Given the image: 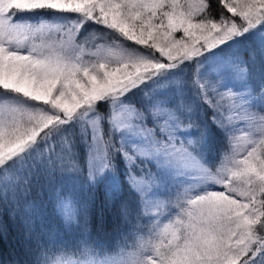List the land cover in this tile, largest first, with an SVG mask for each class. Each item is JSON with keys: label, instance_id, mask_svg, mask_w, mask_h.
Instances as JSON below:
<instances>
[{"label": "rangeland", "instance_id": "374dc122", "mask_svg": "<svg viewBox=\"0 0 264 264\" xmlns=\"http://www.w3.org/2000/svg\"><path fill=\"white\" fill-rule=\"evenodd\" d=\"M200 1L0 0V83L14 86L48 104L30 105L23 99L13 98L0 100L1 183L12 179L11 174L18 170L13 160L28 150L25 142L57 112L64 116L73 112L85 114L92 131L89 164L100 175L106 165L99 128L102 114L89 111L87 104L105 93L112 94L110 118L120 146L130 153L127 163L133 185L139 190V203L143 205L141 220L151 226L140 236L134 250L127 251L118 260H107V264H151L152 261V264H264V245L255 249L260 238V227L256 224L264 222L257 203L259 190L264 185V78L253 87L246 80L244 70L237 67L236 57L231 55L200 58L193 63L194 89L198 86L210 98L226 153L215 168L204 166L197 154L194 157L188 149L191 145L188 124L183 121L185 113L156 101L151 104V112L159 113L165 126L173 127L178 133H170L177 142L169 143L166 153L154 156L152 160L157 162L155 167L153 162L151 169L145 157L148 143L141 135L142 127L132 120L127 110L129 106L115 91L133 82L141 72L154 69L158 62L149 61L145 53L127 48L121 41L99 45L91 52L88 46H76L73 41L56 35L38 38L24 51L20 45L26 44L23 40L7 42L4 39L3 24L21 34L52 33L66 20L58 16L14 23L5 17L6 10L12 3L76 6L84 8L88 14L101 16L107 24L116 23L128 30L130 25H135L134 17L142 10L161 5L158 9L164 17L161 21L165 20L167 25L160 35H143L144 42H151L170 56H190L197 46L207 48L235 28L229 21L200 25L202 18H197L196 14L201 12ZM226 2L234 11L235 23L238 20L247 25L264 18V0ZM104 6L110 20L100 11ZM254 25L255 33L264 36V23ZM140 29L151 30L152 27L140 26ZM258 44L263 50L264 42L258 41ZM230 51L239 53L240 48L233 47ZM180 92L186 95L187 90ZM135 160L143 163L146 173L141 175L132 169ZM144 176L149 178L144 179ZM5 185L2 189L7 191ZM11 186L13 188V184ZM55 187H61V183ZM58 201L60 214L74 219L79 211L78 195H66ZM181 230L184 235L179 237ZM50 264L87 262L60 259Z\"/></svg>", "mask_w": 264, "mask_h": 264}, {"label": "trees", "instance_id": "16d2710c", "mask_svg": "<svg viewBox=\"0 0 264 264\" xmlns=\"http://www.w3.org/2000/svg\"><path fill=\"white\" fill-rule=\"evenodd\" d=\"M226 1L201 0L198 5L201 12L196 14L202 21L198 23L229 21L235 24L233 32L209 43L207 48L197 46L198 49L190 56H170L151 42H144L143 35H160L167 25L165 20L161 21L164 19L158 10L161 5L142 10L134 17L135 25L124 30L125 27L120 28L116 23L103 22L102 17L95 13H86L82 7H63L48 2L12 3L8 5L5 17L14 23L58 16L66 21L52 33L30 31L23 34L10 30L5 23L4 39L7 42L23 40L26 44L20 45L24 51H28L25 47L36 39L49 35L67 38L76 46H88L91 52L99 45L121 41L125 47L145 53L149 61L155 59L158 64L154 69L141 72L133 82L115 91L129 106L127 110L132 120L142 127L141 135L148 143L145 157L150 161V168L153 169V162L154 167L156 165L157 161L152 160L154 156L166 153L165 147L177 142L170 133L178 131L165 126L159 113L151 112V104L159 101L162 106L180 108L185 113L183 121L188 124L191 145L187 148L192 150L194 157L197 154L204 166L213 169L226 153L221 141L222 130L210 98L198 86L194 89L191 66L200 58L231 55L236 57L237 67L244 70L246 80L253 87L264 78V49H260L258 44V41L264 42V36L253 30L255 23H264V18L247 25L238 20L235 23L234 11L229 9ZM100 11L110 20L105 14V6ZM148 19L153 22H145ZM140 26L152 29H140ZM233 47H239V53L230 51ZM173 73L179 76L172 77ZM181 90H187L186 95ZM12 98L23 99L30 105H48L46 100L0 83V100ZM112 99L111 93H105L87 104L89 111L102 114L99 128L106 165L100 175L89 164L92 131L85 114L73 112L64 116L57 112L25 142L28 150L13 160L14 165L19 166L18 170L13 171L12 179L3 183L0 180V264H50L52 260L60 259L64 262L107 264V260H118L119 256L138 246L140 236L151 225L141 220L143 205L139 203V190L133 185L127 163L130 153L120 146L110 118ZM134 164L132 169L141 175L146 173L142 162L135 160ZM146 178L149 177L144 176ZM4 183L7 191L2 189ZM57 183H61V187L56 188ZM220 189L224 191L222 186ZM73 193L79 197V211L74 219H68L60 214L58 198ZM257 203L263 218L264 185L259 190ZM256 226L260 227L257 250L260 244L264 245V222L260 224L258 221ZM179 233L182 237L184 230Z\"/></svg>", "mask_w": 264, "mask_h": 264}]
</instances>
